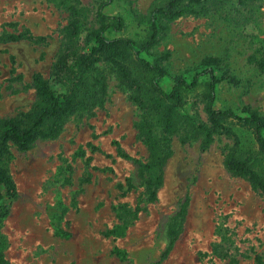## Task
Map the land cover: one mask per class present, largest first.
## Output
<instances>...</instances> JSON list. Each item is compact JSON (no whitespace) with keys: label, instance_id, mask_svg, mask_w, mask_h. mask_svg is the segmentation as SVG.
Here are the masks:
<instances>
[{"label":"rangeland","instance_id":"obj_1","mask_svg":"<svg viewBox=\"0 0 264 264\" xmlns=\"http://www.w3.org/2000/svg\"><path fill=\"white\" fill-rule=\"evenodd\" d=\"M72 1L88 11L85 39L97 27L100 1ZM157 1L114 0L105 13L123 17L126 29L108 37L143 40L144 19ZM69 21L64 0H0V36L42 40L0 44V120L38 105L35 74L65 92L53 68L64 51ZM157 51L171 53L170 77L162 81L166 91L175 77L192 80L206 58L217 57L223 60L221 74L241 81L238 87H220L218 108L251 106L264 116V74L250 63L255 54L264 55V7L259 22L245 27L215 14L182 18ZM108 85L104 107L72 117L57 139L39 140L28 152L11 149L6 165L19 197L1 230L8 264H264V196L225 166L235 140L217 136L203 152L200 140L183 144L182 134L174 136L153 200L136 163L150 159L138 131L141 113L114 74ZM202 92L190 94L189 107L207 120ZM234 129L246 150L256 148L251 132ZM119 147L132 159L121 158ZM172 232L177 240L162 260Z\"/></svg>","mask_w":264,"mask_h":264},{"label":"trees","instance_id":"obj_2","mask_svg":"<svg viewBox=\"0 0 264 264\" xmlns=\"http://www.w3.org/2000/svg\"><path fill=\"white\" fill-rule=\"evenodd\" d=\"M97 1H100L97 27L90 29L84 39L88 11L72 0H64L70 13L67 42L53 68V76L55 82L65 87V92L58 93L42 74H35L33 87L39 98L38 105L28 114L0 120V264H8L1 243L2 226L19 197L6 165L11 149L28 152L39 140L60 137L72 117L103 108L109 94V73L117 77L120 87L141 113L138 131L149 148L150 159L147 163L140 160L136 163L141 178L147 179L153 200L163 185V167L172 154L170 139L181 134L183 144L200 140L203 152L211 149L217 136L233 138L235 143L226 157V168L232 175L245 178L264 196V116L251 106L240 110L218 108L220 87L224 84L238 87L241 81L229 72L221 74L223 60L209 57L192 80L175 77L171 91H166L162 81L170 77L167 63L171 53L157 51L168 38L171 26L182 18L215 14L229 24L245 27L259 22L264 0H158L144 19L148 24L147 35L139 42L127 37H108L122 34L126 22L121 16L105 13L114 0ZM23 40L34 44L42 41L25 35L0 36V44ZM259 54L252 56L250 63L264 74V55ZM200 88H203L200 98L207 120L194 113V107H189L190 94ZM235 127L251 132L256 148L246 150ZM93 151L98 152L96 148ZM118 151L121 158L132 159L120 147ZM92 162L93 158H88V165ZM128 187L133 188L130 182ZM123 229H127V224ZM171 235L173 239L162 260L177 240L175 232Z\"/></svg>","mask_w":264,"mask_h":264}]
</instances>
